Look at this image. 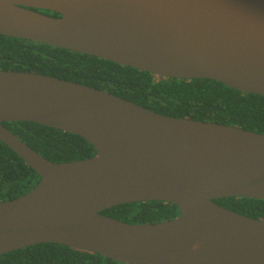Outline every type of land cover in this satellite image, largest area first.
Segmentation results:
<instances>
[{
  "label": "water",
  "instance_id": "water-1",
  "mask_svg": "<svg viewBox=\"0 0 264 264\" xmlns=\"http://www.w3.org/2000/svg\"><path fill=\"white\" fill-rule=\"evenodd\" d=\"M0 36L264 97V0H0ZM2 123L76 135L95 154L52 163ZM0 143L40 178L23 196L0 201V256L58 244L120 264H264V221L213 203L264 201L262 134L0 71ZM146 202L172 204L180 216L132 225L101 214Z\"/></svg>",
  "mask_w": 264,
  "mask_h": 264
},
{
  "label": "trees",
  "instance_id": "trees-1",
  "mask_svg": "<svg viewBox=\"0 0 264 264\" xmlns=\"http://www.w3.org/2000/svg\"><path fill=\"white\" fill-rule=\"evenodd\" d=\"M0 71L53 77L107 92L165 117L227 125L264 135V97L215 81L156 77L95 57L4 36H0ZM2 126L52 163L84 160L95 154L94 148L76 135L32 123ZM39 181L32 169L0 143V201L23 196ZM213 203L264 221V201L234 197ZM101 214L132 225L158 224L180 216L176 206L163 202L126 204ZM0 264L120 263L58 244H40L0 256Z\"/></svg>",
  "mask_w": 264,
  "mask_h": 264
},
{
  "label": "flooded vegetation",
  "instance_id": "flooded-vegetation-1",
  "mask_svg": "<svg viewBox=\"0 0 264 264\" xmlns=\"http://www.w3.org/2000/svg\"><path fill=\"white\" fill-rule=\"evenodd\" d=\"M39 13H41V14H44V15H49V13L51 14V15H49V16H51V17H53V15H54V13H51V12H48V11H38Z\"/></svg>",
  "mask_w": 264,
  "mask_h": 264
}]
</instances>
